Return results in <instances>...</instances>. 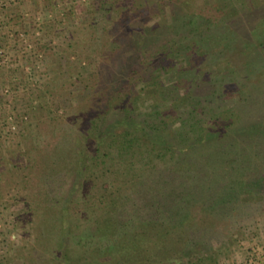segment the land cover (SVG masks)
Wrapping results in <instances>:
<instances>
[{"label":"rangeland","instance_id":"1","mask_svg":"<svg viewBox=\"0 0 264 264\" xmlns=\"http://www.w3.org/2000/svg\"><path fill=\"white\" fill-rule=\"evenodd\" d=\"M262 71L264 0H0V264H264Z\"/></svg>","mask_w":264,"mask_h":264},{"label":"trees","instance_id":"2","mask_svg":"<svg viewBox=\"0 0 264 264\" xmlns=\"http://www.w3.org/2000/svg\"><path fill=\"white\" fill-rule=\"evenodd\" d=\"M129 1H131V0H123V3H125V2H129ZM106 3V2H105ZM104 3V5H103V7H106L108 4H105ZM212 7H208L207 9V11H209L210 9H211ZM203 14V15H202ZM202 14H200V15H202V16H200V15H190V14H187L186 15V20L188 19V22H187V24H186V26H190L191 28L189 29V28H187L186 27V30H187V34H193V33H195V30H197V26L199 25L198 23L200 22L201 23V21H203V17H206V12H203ZM200 16V17H199ZM196 20V21H195ZM177 33H175V37H176V39L177 40H171L170 42L171 43H174L175 45H177V43L179 42L178 40L179 39H181L182 38V36H186V33L184 34L183 32V30L181 29L180 30V26L179 27H177ZM185 30V31H186ZM195 38H200L199 40L198 39H195ZM202 38H204V35H203V33H200V35H198V37H197V35H195V37L193 36V38H191L190 39V44H192V41L193 40H195V44L194 45H188L187 47H188V49L190 50V51H192V50H194L195 51V45H200L201 44V40H202ZM171 43H168V44H171ZM147 44L146 43H144V47L146 46ZM169 47V46H168ZM176 46H170L169 48H166V47H164V45H161V47H160V49L162 48V50H160V52H159V54L161 55V54H163V55H166L167 56V58H169V57H171V54H172V49L173 48H175ZM202 48H204V45L203 46H201V48H199L198 47V50L200 49H202ZM163 49H164V52H163ZM159 50V49H158ZM145 51L147 52L148 50L145 48ZM197 51V50H196ZM158 52V51H157ZM171 63H172V61H171ZM262 76L264 75V72L262 71L261 73H260ZM261 76V77H262ZM263 81H264V79H263ZM264 83V82H263ZM223 84V83H222ZM262 96V97H261ZM252 96L251 95H248V97H246V99H245V101L247 102L248 100H249V98H251ZM256 100L260 103V104H262L261 106L263 107L264 106V95H259L258 97H256ZM242 113L241 112H238V114H237V118L238 117H240V115H241ZM188 119H189V121H190V126H191V128H193V129H195V132H196V134H200V132L202 133L203 131H204V125L207 123L205 120H204V118H203V113H199V111L198 110H196V112L194 111V112H188ZM239 122H241L240 121V119H237V120H231L229 123H228V127H227V129H229V130H232V129H235V128H237V126H238V124H239ZM192 129V130H193ZM191 132V131H190ZM113 134H115V130L112 132V135ZM179 134L180 135H183L186 139H187V142H194V140L195 139H193V138H190L191 136L189 135V134H191V133H188L187 131H185V130H180L179 131ZM193 134H195V133H193ZM198 161V160H197ZM216 162H217V160H215L214 162L212 161V160H210V158H209V160L208 159H206V161H205V159H204V164L206 165V168H209V173H212V174H214L215 173V170H216V168H215V165H216ZM222 164H221V166H220V168H222L221 170L222 171H224V168L225 167H227L226 165V162H225V160L223 161L222 160ZM201 164H203V160H199L198 162H196L195 164H194V166H195V170L194 171H196V169L198 168V166L200 167V165ZM212 170H214V171H212ZM210 171H212V172H210ZM214 172V173H213ZM226 173V172H225ZM211 187V189L209 190V191H212V192H214V188L212 187V186H210ZM201 188L199 187V193L201 194ZM203 192V191H202ZM197 193V192H196ZM208 204V203H207ZM206 204V205H207ZM209 205H207V208H209L208 207ZM179 209V208H178ZM208 210V209H207ZM172 213L174 214V210L172 211ZM177 213H178V211L176 212V214H174V215H177ZM193 219H190V221L189 222H191ZM195 220V219H194ZM193 220V221H194ZM170 225H171V222H170ZM169 225V226H170ZM168 231L166 232V233H156L155 234V236H157V238L154 240H152V241H149L147 244H149L150 246H154V249H151L150 251H149V253L150 254H148V256H146V258L144 259L143 258V260H145L146 262H148V263H155V264H157V263H159V262H161L162 260H169L171 263H173L174 261H176V259H175V254H171L170 256L169 255H166L165 253H162L163 252V250L165 249V250H167V244H168V242L169 241H171V239H168L169 238V235H170V232L171 231H169V228L167 229ZM154 236V237H155ZM151 239V238H150ZM152 246V247H153ZM163 249V250H162ZM177 253V252H176ZM115 258H114V260L116 261H125V260H127V259H129L128 261H131L130 260V258L128 257V255H129V253H128V251H127V254H126V251L125 250H122V249H118L117 251H115ZM121 254V255H120ZM119 258H118V257ZM122 257V258H121ZM127 258V259H126ZM180 261V260H179ZM132 262V261H131ZM151 263V264H152ZM175 263V262H174Z\"/></svg>","mask_w":264,"mask_h":264}]
</instances>
